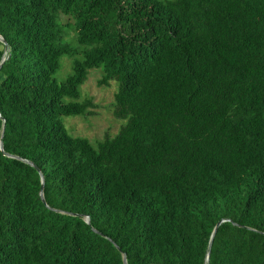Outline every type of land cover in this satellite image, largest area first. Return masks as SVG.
Here are the masks:
<instances>
[{
    "label": "trees",
    "instance_id": "trees-1",
    "mask_svg": "<svg viewBox=\"0 0 264 264\" xmlns=\"http://www.w3.org/2000/svg\"><path fill=\"white\" fill-rule=\"evenodd\" d=\"M0 37V264H264V0H0Z\"/></svg>",
    "mask_w": 264,
    "mask_h": 264
},
{
    "label": "rangeland",
    "instance_id": "rangeland-1",
    "mask_svg": "<svg viewBox=\"0 0 264 264\" xmlns=\"http://www.w3.org/2000/svg\"><path fill=\"white\" fill-rule=\"evenodd\" d=\"M64 40L78 53L81 52V48L76 43V36L72 27H64ZM60 62L61 67L55 73L58 81L64 80L70 72L72 58L63 56ZM100 76V69H91L86 80L80 86V100L91 97L95 105L90 109L91 114L64 116L62 119L71 135L85 137L93 144L106 134L113 136L124 124V120L113 115L114 94L117 90V84L115 81H111L108 86H99L97 81Z\"/></svg>",
    "mask_w": 264,
    "mask_h": 264
},
{
    "label": "water",
    "instance_id": "water-1",
    "mask_svg": "<svg viewBox=\"0 0 264 264\" xmlns=\"http://www.w3.org/2000/svg\"><path fill=\"white\" fill-rule=\"evenodd\" d=\"M0 39L2 40V42L4 43V46H5V48L7 47V44H6V42L0 37ZM0 149H1V142H0ZM36 168V167H35ZM37 169V168H36ZM42 179V178H41ZM42 188H43V180H42V185H41V190H42ZM40 197H41V200L44 202V199H43V196H42V193L40 192ZM219 223L220 222H218L217 224H216V226L214 227V230H213V233H212V236H213V234H214V232L216 231V229H217V226L219 225ZM123 262L125 263L126 261H125V257H123Z\"/></svg>",
    "mask_w": 264,
    "mask_h": 264
}]
</instances>
